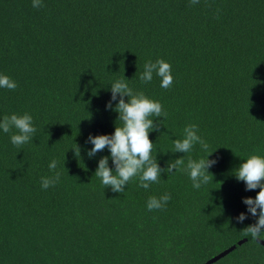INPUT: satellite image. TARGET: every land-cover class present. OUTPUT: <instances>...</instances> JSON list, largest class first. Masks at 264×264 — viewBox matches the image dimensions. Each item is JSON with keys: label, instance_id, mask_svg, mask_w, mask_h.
<instances>
[{"label": "trees", "instance_id": "trees-1", "mask_svg": "<svg viewBox=\"0 0 264 264\" xmlns=\"http://www.w3.org/2000/svg\"><path fill=\"white\" fill-rule=\"evenodd\" d=\"M42 2L0 0V73L18 84L0 88V120L28 112L37 128L19 148L16 130L0 129V264H204L232 245L210 264H264V240L242 232L258 219L243 200L260 189L246 191L234 175L249 155L264 156V0ZM157 59L172 66L167 90L155 73L139 79ZM123 78L167 113L149 133L161 168L186 155L171 152L173 141L198 125L209 147L196 144L185 164L213 152L209 183L195 189L180 170L148 190L138 176L124 193L103 186L95 172L111 154L89 158L87 141L120 125L106 105ZM53 159L60 181L44 190ZM165 193L166 208L149 211L148 198Z\"/></svg>", "mask_w": 264, "mask_h": 264}, {"label": "clouds", "instance_id": "clouds-1", "mask_svg": "<svg viewBox=\"0 0 264 264\" xmlns=\"http://www.w3.org/2000/svg\"><path fill=\"white\" fill-rule=\"evenodd\" d=\"M200 0H189V6L197 5ZM42 0H32V7L39 9L43 7ZM160 77L161 87L169 89L174 82L172 66L164 59L151 60L144 64V71L139 79L143 84L153 80V74ZM128 79H117L111 84V100L106 108L119 113L116 122L115 132L111 135H89L88 143L94 145L87 155L93 158L97 153L109 150L113 168L109 167V156H104L99 160L95 176L99 177L105 188L111 187L113 192L124 193L125 186L134 178L139 177V187L148 190L152 183H159L161 174L167 172L169 177L177 171H185L195 189L209 183L213 175L209 169L217 163L216 160L209 159L213 152H209L206 158L194 160L188 157L185 164V157L196 144H200L205 151L208 144L199 135V127L195 123L188 124L183 129V138L173 141V153H185L186 155L175 160L168 161L166 168H161L156 157L151 155L154 143L149 138L151 131H158L159 124L154 122V118H167V113L163 110L160 101L148 97L143 90L134 91L129 87ZM18 84L10 76L0 73V88L14 91ZM119 102L113 109V102ZM124 97H128L126 102ZM0 129L4 133H9L12 129L16 132L11 135V143L16 147L33 140L37 128L34 126L33 117L30 113H13L5 115L0 120ZM77 158L81 155V149L77 145L74 149ZM215 152V151H214ZM58 162L53 159L48 167L55 172L54 176L41 177V188L47 190L54 187L59 181L61 173L55 171ZM175 169V172L173 170ZM234 175L238 181L246 184V191L260 189L255 198L246 197L243 203L248 206V212L253 217H258L256 223L247 226L242 232L245 236H251L253 241L264 240V156L252 154L245 162L234 170ZM171 200V194L165 193L162 196H150L147 201L149 211L162 210L166 208ZM247 218L246 213H241L236 219L243 222Z\"/></svg>", "mask_w": 264, "mask_h": 264}, {"label": "water", "instance_id": "water-1", "mask_svg": "<svg viewBox=\"0 0 264 264\" xmlns=\"http://www.w3.org/2000/svg\"><path fill=\"white\" fill-rule=\"evenodd\" d=\"M245 241H246V239H241V240L239 241V243L241 244V243H243V242H245ZM235 246H236V245H232L231 247H229L228 249L224 250L223 252H221V253L217 254L216 256L210 258V259H209L207 262H205L204 264H210V263H212V262H215L216 260H218L219 258H221L222 256H224L225 254H227L228 252H230L232 249H234Z\"/></svg>", "mask_w": 264, "mask_h": 264}]
</instances>
